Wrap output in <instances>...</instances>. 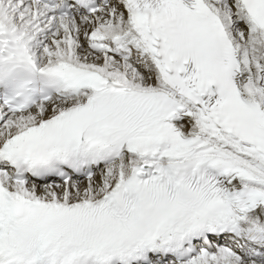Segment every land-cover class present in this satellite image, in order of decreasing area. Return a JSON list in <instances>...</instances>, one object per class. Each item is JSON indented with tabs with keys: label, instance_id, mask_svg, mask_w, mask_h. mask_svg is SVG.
Returning <instances> with one entry per match:
<instances>
[{
	"label": "snow or ice",
	"instance_id": "1",
	"mask_svg": "<svg viewBox=\"0 0 264 264\" xmlns=\"http://www.w3.org/2000/svg\"><path fill=\"white\" fill-rule=\"evenodd\" d=\"M0 264H264V0H0Z\"/></svg>",
	"mask_w": 264,
	"mask_h": 264
}]
</instances>
